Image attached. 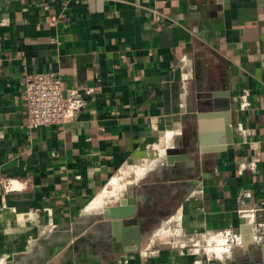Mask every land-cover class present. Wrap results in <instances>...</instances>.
Segmentation results:
<instances>
[{
  "label": "crops",
  "instance_id": "obj_1",
  "mask_svg": "<svg viewBox=\"0 0 264 264\" xmlns=\"http://www.w3.org/2000/svg\"><path fill=\"white\" fill-rule=\"evenodd\" d=\"M0 264H264V0H0Z\"/></svg>",
  "mask_w": 264,
  "mask_h": 264
},
{
  "label": "built area",
  "instance_id": "obj_2",
  "mask_svg": "<svg viewBox=\"0 0 264 264\" xmlns=\"http://www.w3.org/2000/svg\"><path fill=\"white\" fill-rule=\"evenodd\" d=\"M24 87L29 129L70 122L86 105L85 94L78 89H65L62 79L52 71L27 73ZM246 97L244 90L243 107L250 104Z\"/></svg>",
  "mask_w": 264,
  "mask_h": 264
},
{
  "label": "water",
  "instance_id": "obj_3",
  "mask_svg": "<svg viewBox=\"0 0 264 264\" xmlns=\"http://www.w3.org/2000/svg\"><path fill=\"white\" fill-rule=\"evenodd\" d=\"M126 201V199H123L122 202ZM133 208L132 207H129V208H120L119 206L118 207H112L110 209L109 212H107L105 214V216L107 218H112L114 220H118V221H115L116 223H114L115 225L117 224H120V219H124V218H129L131 217L133 214ZM139 249V242L137 241L136 244H132L131 246H128L125 248V250H138Z\"/></svg>",
  "mask_w": 264,
  "mask_h": 264
},
{
  "label": "bare ground",
  "instance_id": "obj_4",
  "mask_svg": "<svg viewBox=\"0 0 264 264\" xmlns=\"http://www.w3.org/2000/svg\"><path fill=\"white\" fill-rule=\"evenodd\" d=\"M138 169V168H137ZM140 171V170H139ZM127 182V181H126ZM127 185V184H126ZM114 190V189H113ZM115 195V194H117V192H115V190L114 191H105L104 192V196H110V195ZM116 197H118V196H116ZM101 203H102V201H100ZM96 204H98L97 202H94L92 205H96ZM98 205H100V204H98ZM98 207V206H97ZM96 207V208H97ZM100 207V206H99ZM99 209V208H98Z\"/></svg>",
  "mask_w": 264,
  "mask_h": 264
},
{
  "label": "rangeland",
  "instance_id": "obj_5",
  "mask_svg": "<svg viewBox=\"0 0 264 264\" xmlns=\"http://www.w3.org/2000/svg\"><path fill=\"white\" fill-rule=\"evenodd\" d=\"M106 191H114V190L112 189V190H106Z\"/></svg>",
  "mask_w": 264,
  "mask_h": 264
}]
</instances>
